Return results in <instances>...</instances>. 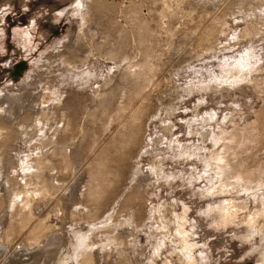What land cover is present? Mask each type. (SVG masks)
I'll list each match as a JSON object with an SVG mask.
<instances>
[{
  "label": "rangeland",
  "instance_id": "rangeland-1",
  "mask_svg": "<svg viewBox=\"0 0 264 264\" xmlns=\"http://www.w3.org/2000/svg\"><path fill=\"white\" fill-rule=\"evenodd\" d=\"M0 124V264H264V0H0Z\"/></svg>",
  "mask_w": 264,
  "mask_h": 264
},
{
  "label": "bare ground",
  "instance_id": "bare-ground-1",
  "mask_svg": "<svg viewBox=\"0 0 264 264\" xmlns=\"http://www.w3.org/2000/svg\"><path fill=\"white\" fill-rule=\"evenodd\" d=\"M5 135V134H4ZM2 137V138H1ZM0 138L1 139H3L4 137H3V127H2V125L0 124ZM1 145V144H0ZM217 158V157H216ZM14 195H15V193L13 194V197H14ZM12 197V198H13ZM14 199V198H13ZM230 204V203H229ZM221 207V206H220ZM224 209V208H223ZM233 211V210H232ZM222 212V211H221ZM186 215V214H185ZM184 216V215H183ZM178 217H180V215L178 216ZM177 218V217H176ZM179 219V218H178ZM184 219V217H182V220ZM185 220V219H184ZM183 222V221H182ZM225 222V221H224ZM186 223V222H185ZM177 224V223H176ZM187 224V223H186ZM164 226V225H163ZM162 226V227H163ZM179 226L181 227V228H179V229H176V231H177V234L181 237V241H180V243L182 242V247H181V251L183 252H181L182 254H183V256L185 255L186 256V258H189L188 259V263L189 264H194V261H193V259H195V258H192V256H191V245H189L188 244V242H186V231L184 230V227H183V223L180 225L179 224ZM178 227V226H177ZM190 244H192V243H190ZM194 246V245H193ZM193 248V247H192ZM196 249V248H195ZM194 256V255H193Z\"/></svg>",
  "mask_w": 264,
  "mask_h": 264
},
{
  "label": "flooded vegetation",
  "instance_id": "flooded-vegetation-1",
  "mask_svg": "<svg viewBox=\"0 0 264 264\" xmlns=\"http://www.w3.org/2000/svg\"><path fill=\"white\" fill-rule=\"evenodd\" d=\"M16 72H18V71H16ZM16 74V73H15Z\"/></svg>",
  "mask_w": 264,
  "mask_h": 264
}]
</instances>
